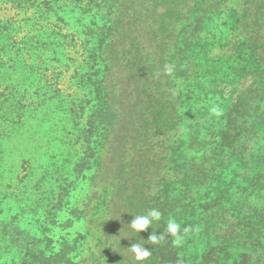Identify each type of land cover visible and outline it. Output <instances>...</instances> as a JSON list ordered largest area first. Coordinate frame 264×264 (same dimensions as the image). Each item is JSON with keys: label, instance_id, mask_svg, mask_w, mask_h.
<instances>
[{"label": "rangeland", "instance_id": "rangeland-1", "mask_svg": "<svg viewBox=\"0 0 264 264\" xmlns=\"http://www.w3.org/2000/svg\"><path fill=\"white\" fill-rule=\"evenodd\" d=\"M247 5L245 12L239 0H198L177 20V36L169 49L168 59L170 78L179 97L181 120L177 129L170 133L172 156L166 173L158 175V166L162 164L160 150L151 143L148 148L143 147L141 138L127 140L126 162L132 164L146 158L143 179L128 181L126 187L115 191L90 184L89 176L95 165H88L86 160L80 163L79 173L75 169V174L67 178L57 175L54 161L50 159L55 154L53 149L50 158H45L50 171L46 179H51L54 188L49 200L54 202L38 221L28 223L34 244L24 259L14 258L15 264H69L79 259H90L88 264H93L95 260L103 261L102 251L110 249V245L118 250L122 264H136L129 247L139 243L143 231L137 234L129 224L133 217L145 215L153 208L161 212L162 219L153 221L149 230L158 235L163 225L165 238L169 236L165 228L170 217L180 225L184 223L181 226L185 236L182 247L186 250L180 249L179 254L202 251L204 256L200 264H262L264 78L259 75L255 56L244 43L246 39L263 42L264 33L255 36L252 32L256 5L252 0H248ZM156 29L150 19L138 14L135 31L139 85L145 80L151 83L158 71L155 61L161 59V53ZM212 104L223 110L221 117L210 115L208 109ZM88 109L84 107L86 114ZM61 114L43 118L47 124L42 130L46 131L50 123L57 125ZM94 122L93 129L99 130L97 120ZM34 125L32 123L30 128L33 137L37 129ZM72 131L60 136L56 146L51 144L49 137L40 136V140L31 145L23 140L21 148L10 153L18 165L17 170L19 164L24 169L21 159L42 164L45 158L35 154L40 151V155L47 156L49 149L54 147L63 151L62 159L76 163L84 149ZM95 133L89 140L90 149L95 143ZM61 170L67 173L72 171V166L63 160ZM20 176H24L23 171ZM150 179L149 189L157 185L152 192L147 190ZM34 180L26 181L33 183L34 193L42 191L46 185L49 187V184L36 185ZM123 182L124 179L120 184ZM90 197L89 213L85 216L81 209ZM189 225L194 227V232L190 230L184 234L183 228ZM101 230L107 241L99 238ZM200 234L203 243L198 242L200 238L195 242ZM157 264L193 263L189 260L178 263L175 255L168 253Z\"/></svg>", "mask_w": 264, "mask_h": 264}, {"label": "trees", "instance_id": "trees-1", "mask_svg": "<svg viewBox=\"0 0 264 264\" xmlns=\"http://www.w3.org/2000/svg\"><path fill=\"white\" fill-rule=\"evenodd\" d=\"M197 1L0 0V264H15L14 258L24 259L31 252L34 237L27 225L38 221L54 202L49 200L54 188L51 179H46L50 171L45 158H50L53 149L55 154L50 159L57 175L67 178L75 174V169L79 173L80 163L86 160L88 165H95L89 176L90 184L115 191L126 187L128 181L143 179L146 158L132 164L126 162L127 140L141 138L143 147L148 148L151 143L160 150L162 164L158 166V175L166 173L172 156L170 133L181 120L168 53L176 40L178 18ZM239 1L247 12L248 0ZM252 1L256 6L251 25L257 36L264 33V0ZM138 14H144L157 27L161 53V59L155 61L158 71L153 81L145 80L141 85L135 31ZM244 45L255 56L259 75L264 78V41L246 39ZM84 107H89L87 114ZM59 114L62 117L56 120L57 125L50 123L46 131L42 130L47 124L43 118L59 117ZM95 119L99 130L92 127ZM32 123L37 126L35 137L30 133ZM68 126L84 149L76 163L62 159L63 151L54 147L47 156L40 155V151L35 154L45 158L42 164L21 159L24 169L19 164L17 170L10 153L20 149L23 140L31 145L40 136L49 137L56 146L60 136L69 134ZM94 132L95 143L90 149L89 140ZM63 160L72 166L71 173L61 170ZM22 171L24 176H20ZM179 174L177 171L176 176ZM31 178L35 179L34 184H49V187L46 185L34 193L33 183L26 182ZM122 179L124 182L120 184ZM156 186L152 185L148 191L152 192ZM91 199L82 206L85 216ZM189 227L194 232V227ZM150 234L149 228L143 231L139 243L145 244L152 254L139 264H157L168 253L175 255L178 263L189 260L200 264L203 260L202 251L179 254L180 249L186 248L174 247L171 235L158 244H150L147 241ZM99 238L108 240L102 230ZM195 238V242L199 238L198 242L204 241L201 234ZM108 248L102 251L103 261L95 260L93 264H122L118 250L112 245ZM257 256L260 258L259 253ZM89 261L79 259L68 263Z\"/></svg>", "mask_w": 264, "mask_h": 264}, {"label": "clouds", "instance_id": "clouds-1", "mask_svg": "<svg viewBox=\"0 0 264 264\" xmlns=\"http://www.w3.org/2000/svg\"><path fill=\"white\" fill-rule=\"evenodd\" d=\"M209 113L211 116L219 118L223 115V110L217 105L212 104L209 109ZM162 219V214L158 209H149L145 215L135 216L131 220L129 226L135 233H140L145 229L151 228L153 221H160ZM183 233L186 234L190 231L189 227L183 228ZM165 232L168 235L173 237L172 245L174 247H180L184 243L185 236L181 232V225L176 222L174 218H169L166 222ZM165 238V233L160 232L158 235L157 232H152L148 238V242L150 244H158ZM145 244L134 243L132 244L129 249L133 253L135 261L142 262L148 259L151 256V250L144 246Z\"/></svg>", "mask_w": 264, "mask_h": 264}]
</instances>
